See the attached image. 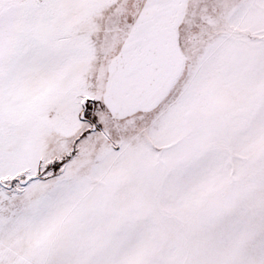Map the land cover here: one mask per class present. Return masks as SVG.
Returning a JSON list of instances; mask_svg holds the SVG:
<instances>
[{
	"label": "snow or ice",
	"instance_id": "6c2138e0",
	"mask_svg": "<svg viewBox=\"0 0 264 264\" xmlns=\"http://www.w3.org/2000/svg\"><path fill=\"white\" fill-rule=\"evenodd\" d=\"M0 264H264V0H0Z\"/></svg>",
	"mask_w": 264,
	"mask_h": 264
}]
</instances>
